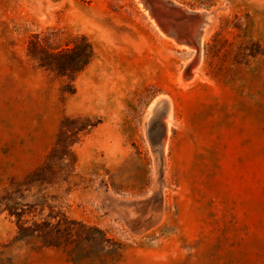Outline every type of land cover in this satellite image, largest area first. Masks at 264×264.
<instances>
[{
    "label": "rangeland",
    "instance_id": "374dc122",
    "mask_svg": "<svg viewBox=\"0 0 264 264\" xmlns=\"http://www.w3.org/2000/svg\"><path fill=\"white\" fill-rule=\"evenodd\" d=\"M141 1L0 0V264H264V0H167L209 14L199 64Z\"/></svg>",
    "mask_w": 264,
    "mask_h": 264
},
{
    "label": "trees",
    "instance_id": "16d2710c",
    "mask_svg": "<svg viewBox=\"0 0 264 264\" xmlns=\"http://www.w3.org/2000/svg\"><path fill=\"white\" fill-rule=\"evenodd\" d=\"M84 44L80 45L75 39L72 46H67L58 50L48 49L42 44V40L38 35L32 38L28 45L29 54L38 59L39 64L47 69L56 71L60 75L74 76L76 73L82 71L84 67L92 60L93 48L92 45L87 42L86 37H82ZM68 118L63 119L62 126ZM77 130H72L77 132ZM62 131V130H61ZM72 143L69 141H63L57 139L51 153L48 156L49 162L45 165L37 168L34 173L43 171L45 168H52L51 162L63 161L68 158L70 146ZM51 161V162H50ZM11 214L21 216L19 211H13L9 207ZM40 227V223L34 222L32 226H26L24 223H19V235L22 237L25 234L33 235ZM28 232V233H25Z\"/></svg>",
    "mask_w": 264,
    "mask_h": 264
},
{
    "label": "bare ground",
    "instance_id": "6f19581e",
    "mask_svg": "<svg viewBox=\"0 0 264 264\" xmlns=\"http://www.w3.org/2000/svg\"><path fill=\"white\" fill-rule=\"evenodd\" d=\"M150 1L152 3V8H149V9H151L152 14L158 18L160 24L164 28V31L171 32L174 35H177V36H180L181 38H183L184 41L185 40L188 41L186 43L190 44V49H193L194 51H196V55H197L196 61L198 62L199 59H201V57H202L201 45H202L203 36L201 33H202L203 26L209 17V14L207 12H202V13L196 14L195 12H192V11L183 10V9L177 7L178 5L177 6H175L173 4H172V6L169 5L167 0H150ZM181 15H183V18H187L189 20V23H182L181 22V20H182ZM154 16L152 18H154ZM161 32L164 34L163 31H161ZM187 46H189V45H187ZM199 62H198V64H199ZM188 64H189V62H188ZM190 64H189V66H190ZM196 67H198V66H196ZM188 73H189V71H188ZM197 74L198 73L196 72L195 75H197ZM161 103H160L161 105H163L164 103L166 104L165 106L163 105L164 110H161V113L159 115V116H163V114L165 113V116L163 118V122L165 124V129L163 128L155 136V145L157 147L166 149L167 145H168V140H169L170 123H171V119H172L171 113L172 112H171L170 104H169L168 100H165V98H164ZM159 116H157V118Z\"/></svg>",
    "mask_w": 264,
    "mask_h": 264
}]
</instances>
